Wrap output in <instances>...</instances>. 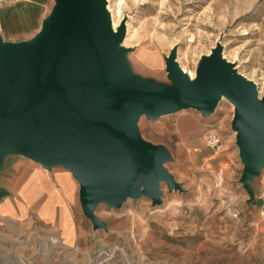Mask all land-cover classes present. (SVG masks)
I'll return each instance as SVG.
<instances>
[{"label": "rangeland", "instance_id": "obj_1", "mask_svg": "<svg viewBox=\"0 0 264 264\" xmlns=\"http://www.w3.org/2000/svg\"><path fill=\"white\" fill-rule=\"evenodd\" d=\"M106 2L114 28L122 20L126 25L124 78L138 77L168 90L173 87L166 70L171 49L175 48L177 65L192 80L200 58L219 45L221 58L238 76L251 81L262 99L264 0ZM51 11L47 6L45 16ZM234 112L232 101L222 97L209 114L187 108L154 120L140 116L135 134L144 143L168 151L170 161L162 167L175 187L169 189L161 180L156 206L143 194L127 198L117 208L98 203L95 216L100 226L83 217L86 246L95 241L119 242L131 264H264V162L248 192L241 182L244 165L238 132L231 127ZM184 120L190 126L179 130L177 125ZM208 129L216 130L222 140L217 153L202 142ZM30 161L44 168L18 152L0 156V200L9 196L17 173L11 175L8 167L21 169ZM51 164L66 170L56 161ZM65 175L71 176L66 171ZM74 207L80 210L79 201ZM48 230L56 231L57 226L43 222L35 212L25 219L0 217V253L11 252L13 243L29 232L38 236ZM34 258V264L48 263L40 255Z\"/></svg>", "mask_w": 264, "mask_h": 264}, {"label": "water", "instance_id": "obj_2", "mask_svg": "<svg viewBox=\"0 0 264 264\" xmlns=\"http://www.w3.org/2000/svg\"><path fill=\"white\" fill-rule=\"evenodd\" d=\"M42 30L27 44L0 41V156L18 152L50 170L56 161L78 182L82 213L100 226L95 207H119L143 194L160 203L159 182L175 184L163 170L168 151L135 134L140 116L154 120L187 108L211 113L224 96L232 101L231 127L249 192L264 162V89L238 76L216 45L202 56L191 83L166 59L173 87L123 77L119 48L125 22L114 32L105 0H53Z\"/></svg>", "mask_w": 264, "mask_h": 264}, {"label": "crops", "instance_id": "obj_3", "mask_svg": "<svg viewBox=\"0 0 264 264\" xmlns=\"http://www.w3.org/2000/svg\"><path fill=\"white\" fill-rule=\"evenodd\" d=\"M53 4V0H24L0 5V41L5 44L34 41L42 30V21L47 18V6L52 8ZM189 126L184 120L177 128ZM22 165L21 169L15 165L8 167L11 175L17 173L13 187L7 189L9 196L0 200V217L25 219L30 212H35L43 222L57 226L56 233L63 241L86 248L84 215L81 208L72 209L79 201L75 180L65 175L66 170L55 166L48 171L31 161ZM5 207L10 211H4Z\"/></svg>", "mask_w": 264, "mask_h": 264}, {"label": "built area", "instance_id": "obj_4", "mask_svg": "<svg viewBox=\"0 0 264 264\" xmlns=\"http://www.w3.org/2000/svg\"><path fill=\"white\" fill-rule=\"evenodd\" d=\"M24 0H0V5ZM202 142L214 153L220 151L223 143L216 130L208 129L201 136ZM219 173L222 178V170ZM133 232V230H132ZM27 252V254H24ZM30 254V255H29ZM11 255L14 256V260ZM24 255H28L25 257ZM46 259V264H131V257L119 242L95 241L89 247L82 248L63 241L55 230H48L36 236L29 232L24 239L13 243L11 252L1 251L0 264H34V256Z\"/></svg>", "mask_w": 264, "mask_h": 264}, {"label": "bare ground", "instance_id": "obj_5", "mask_svg": "<svg viewBox=\"0 0 264 264\" xmlns=\"http://www.w3.org/2000/svg\"><path fill=\"white\" fill-rule=\"evenodd\" d=\"M107 5V2H106V0H105V7H106V10H107V12H108V18H109V22L111 23V28H112V30L114 31V32H116V30L119 28V26H120V24L122 23H120L117 27H115L114 28V26H113V21H112V19H111V15H110V12H109V10H108V6H106ZM123 21V20H122ZM125 35H126V25H125ZM124 35V40L120 43V45H119V48L121 47V48H123V49H125L126 47H125V44H124V42H125V39H126V36ZM211 53H212V51H211ZM211 55V54H210ZM210 55H207V56H210ZM220 57H221V55H220ZM223 59V58H222ZM224 60V59H223ZM176 63V62H175ZM177 64V63H176ZM178 66V65H177ZM180 67V66H179ZM182 71V70H181ZM232 71H234L233 70V68H232ZM183 72V71H182ZM186 75V74H185ZM186 77H187V80L189 81V82H191V83H193L194 82V79H195V77H196V72H195V77L192 79V80H190L189 79V77L186 75ZM258 93V92H257ZM258 96H259V100H261V98H260V95L258 94ZM224 97V96H223ZM66 172L67 173H69L70 174V172L69 171H67L66 170ZM71 175V174H70ZM72 177V176H71ZM73 178V177H72ZM172 202V201H171ZM132 213V212H131ZM151 215V214H150ZM144 222V221H143ZM13 256V255H12ZM14 260H16L14 257H12Z\"/></svg>", "mask_w": 264, "mask_h": 264}]
</instances>
